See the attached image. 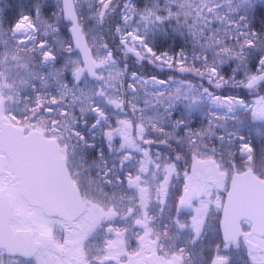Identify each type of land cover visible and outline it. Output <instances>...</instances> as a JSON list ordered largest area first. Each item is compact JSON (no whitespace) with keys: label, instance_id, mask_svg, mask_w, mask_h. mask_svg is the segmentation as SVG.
<instances>
[{"label":"snow or ice","instance_id":"obj_1","mask_svg":"<svg viewBox=\"0 0 264 264\" xmlns=\"http://www.w3.org/2000/svg\"><path fill=\"white\" fill-rule=\"evenodd\" d=\"M255 13L253 0L0 8V264H264V206L239 227L227 207L244 182L264 205ZM169 28L179 43L158 42Z\"/></svg>","mask_w":264,"mask_h":264},{"label":"water","instance_id":"obj_2","mask_svg":"<svg viewBox=\"0 0 264 264\" xmlns=\"http://www.w3.org/2000/svg\"><path fill=\"white\" fill-rule=\"evenodd\" d=\"M262 198L255 183L244 182L231 193V201L227 205L230 220L239 227L241 220L257 214L262 208Z\"/></svg>","mask_w":264,"mask_h":264},{"label":"rangeland","instance_id":"obj_3","mask_svg":"<svg viewBox=\"0 0 264 264\" xmlns=\"http://www.w3.org/2000/svg\"><path fill=\"white\" fill-rule=\"evenodd\" d=\"M46 2H50V0H0V8H7L12 11H18L20 9H31V7H33L36 4H45ZM253 3L256 4V13L253 22L256 24L258 28L264 27V25H262L261 23V20L264 19V3H261V0H253ZM84 8L85 10H87L88 8L87 3L84 4ZM168 32L169 35L167 37H165L163 33H159L157 35L158 42H160L161 44L169 45L172 44L175 40L177 43H179L180 37L177 36V34L173 33L171 28H169ZM96 34L98 36H101L99 28ZM12 107L14 108L22 107V105H12ZM221 187H223V185H221ZM186 214H190V213H186ZM162 223L163 222H161V226ZM189 237H190V233L185 232L181 234L182 241L188 239ZM192 251L194 257H197V254L199 253V248H195Z\"/></svg>","mask_w":264,"mask_h":264},{"label":"trees","instance_id":"obj_4","mask_svg":"<svg viewBox=\"0 0 264 264\" xmlns=\"http://www.w3.org/2000/svg\"><path fill=\"white\" fill-rule=\"evenodd\" d=\"M99 29H100V35L101 36H104V37L108 36V33H107V31H105L104 27H100ZM164 45H167V44H164ZM253 138L256 139L257 141H259V137L256 136L254 133H253Z\"/></svg>","mask_w":264,"mask_h":264},{"label":"flooded vegetation","instance_id":"obj_5","mask_svg":"<svg viewBox=\"0 0 264 264\" xmlns=\"http://www.w3.org/2000/svg\"><path fill=\"white\" fill-rule=\"evenodd\" d=\"M248 219H243V221L247 222Z\"/></svg>","mask_w":264,"mask_h":264}]
</instances>
